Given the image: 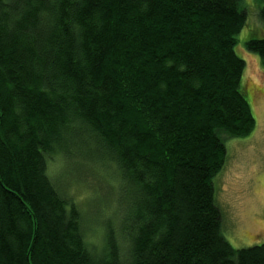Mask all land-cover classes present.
Masks as SVG:
<instances>
[{
  "label": "trees",
  "instance_id": "1",
  "mask_svg": "<svg viewBox=\"0 0 264 264\" xmlns=\"http://www.w3.org/2000/svg\"><path fill=\"white\" fill-rule=\"evenodd\" d=\"M240 2L0 0V264H264L214 197L222 136L254 128ZM245 47L264 66V37ZM75 147L117 172L100 247L47 174Z\"/></svg>",
  "mask_w": 264,
  "mask_h": 264
},
{
  "label": "rangeland",
  "instance_id": "2",
  "mask_svg": "<svg viewBox=\"0 0 264 264\" xmlns=\"http://www.w3.org/2000/svg\"><path fill=\"white\" fill-rule=\"evenodd\" d=\"M260 5L259 0H241L246 21L234 46L244 61L240 86L249 102L254 128L242 138L222 136L226 160L213 178L222 232L234 248L264 244V66L257 53L245 47L247 39L264 37ZM70 150L48 158L47 174L59 196L77 209L85 238L100 247L103 222L108 221L118 199L117 172L104 156H87L79 147L72 153Z\"/></svg>",
  "mask_w": 264,
  "mask_h": 264
}]
</instances>
